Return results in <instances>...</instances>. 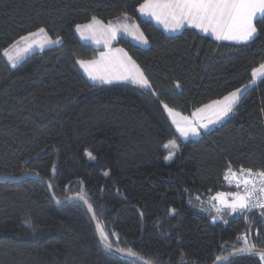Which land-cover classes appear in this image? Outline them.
Here are the masks:
<instances>
[{"label": "trees", "instance_id": "trees-1", "mask_svg": "<svg viewBox=\"0 0 264 264\" xmlns=\"http://www.w3.org/2000/svg\"><path fill=\"white\" fill-rule=\"evenodd\" d=\"M142 3L0 0V176L32 173L49 181L57 199L83 195L113 248H131L152 264H215L243 247L244 236L264 249L261 209L218 215L211 199L243 193L225 179L229 165L264 169V77L197 138L184 140L163 107L191 115L248 85L264 63V16L252 40L219 42L194 28L166 35L138 14ZM125 15L149 45L120 36L114 46L128 52L152 90L131 82L93 86L78 66L101 50L82 41L76 25ZM41 27L61 41L12 67L3 50ZM0 264L140 263L104 250L84 204L54 203L30 176L0 179ZM221 264L264 261L237 255Z\"/></svg>", "mask_w": 264, "mask_h": 264}, {"label": "snow or ice", "instance_id": "snow-or-ice-1", "mask_svg": "<svg viewBox=\"0 0 264 264\" xmlns=\"http://www.w3.org/2000/svg\"><path fill=\"white\" fill-rule=\"evenodd\" d=\"M139 12L151 16L158 23L163 24L167 30L175 31L185 24H189L205 33L210 32L217 40L248 42L258 34L254 20L257 16H264V0H144V3L139 5ZM125 20H127L126 15ZM120 27L124 31L129 29L127 23ZM76 30L80 32L81 36L90 33L97 43H100L99 37H102L105 47L109 48V51L101 52L99 58L77 61L91 81L111 83L113 80H128L143 88H151L147 77L123 49H116L115 52L110 49V42L116 38L119 27L113 26L111 22L105 27L100 20L92 17L90 23L76 25ZM140 35L143 36L142 33ZM38 37L40 39H37ZM21 42L25 46L23 48L17 47ZM59 42V37L52 40L45 29L41 27L35 32L21 36L19 40L10 46L11 49L16 50L15 55L12 54L9 48L3 50V55L7 57L13 67H16L21 51L27 52L34 47L43 49L45 44H57ZM142 42L147 43L148 41L142 39ZM116 53L120 55H116ZM259 76H264V63L253 69L252 80L249 81V85L254 83ZM249 85H245V89ZM245 89L237 88L222 99L214 100L202 108H197L192 113L191 119L181 115L167 104H163V107L171 117V122L181 137H187L190 134L198 135L200 128H207L209 123H215L232 112L240 99L242 91ZM208 111H211L213 116H206L205 113ZM205 120L207 123L203 122ZM170 144L173 149L177 147L174 141H171ZM165 147H168V145H165ZM88 155L90 159H95L91 153H88ZM174 155L175 151H172L165 159L171 161ZM104 175L107 176L108 173L105 172ZM229 176L233 178L237 189L243 187V193L240 191L232 193L219 192L211 197L220 205V207H216L217 214L219 215L224 209L233 213H244L259 208L262 210L261 219H264V169L253 171L242 167L238 171H234L229 165L226 169L225 179H228ZM77 195L88 205V210L93 211L92 205L88 203L87 199L79 193ZM93 217L95 218L94 211ZM97 227L101 243L105 248L112 249L113 241L109 238V234L99 224ZM112 235L116 234L112 233ZM238 239L243 241V247L235 248V251L229 253L226 257L217 256L215 259L224 262L237 255H250L258 256L260 261H264V249L258 248L247 236L238 237ZM116 251L130 256L137 255L131 248L117 247Z\"/></svg>", "mask_w": 264, "mask_h": 264}, {"label": "crops", "instance_id": "crops-1", "mask_svg": "<svg viewBox=\"0 0 264 264\" xmlns=\"http://www.w3.org/2000/svg\"><path fill=\"white\" fill-rule=\"evenodd\" d=\"M137 11H138V14L142 17V18H146V19H149V20H151L156 26H158L159 28H161L164 32H165V34L166 35H169V36H173V35H177V34H179V33H181L185 28H194V29H196L198 32H200L201 34H204V35H207V36H211L212 38H214V39H216L215 38V36L214 35H212L210 32H208V33H205V32H203V31H201L200 29H197V28H195V27H193V26H191V25H189V24H185L183 27H181V28H179V29H177V30H175V31H171V30H167V29H165V27H164V25L163 24H161V23H158L154 18H152L151 16H148V15H144V14H141L140 12H139V7H138V9H137ZM258 17H260V16H257V18ZM256 18V19H257ZM255 19V20H256ZM255 20H254V23H255ZM119 23H128L129 25H132V26H134V19H132L131 17H129V16H127V20H125V16L124 17H121L120 19H119ZM116 23H118V21L116 22V20H114V22H112V24L113 25H115ZM102 24L103 25H108V24H105V23H103L102 22ZM138 25V24H137ZM106 27V26H105ZM137 27V26H136ZM135 27V32L137 33V36H138V38H139V40L140 41H138V44L140 45V46H142V47H148V42L147 43H143L142 42V39H146V37L145 36H142L141 37V33H142V31H141V29H140V27L139 28H136ZM77 31V30H76ZM77 34H78V36L81 38V40L82 41H84V42H87V43H90V44H92V45H94L95 47H98V49H100L101 51H100V53L101 52H106V51H109V48H106L105 47V45L103 44V45H101V44H99V43H97V42H95V41H93L94 39H88V37H84V36H81V34H80V32H78L77 31ZM144 35V34H143ZM120 36H127V35H119V33L117 32V34H116V38L115 39H113V40H111V42H110V49L113 51V52H115V50L116 49H123L122 47H118V46H114V44H115V42L117 41V38L118 37H120ZM147 40V39H146ZM217 40V39H216ZM219 42H222V41H224V42H230V43H246V42H237V41H231V40H218ZM124 50V52L125 53H127V55L129 56V57H131L129 54H128V52L125 50V49H123ZM100 53L98 54V56L96 57V58H99V55H100ZM116 55H120L119 53H116ZM131 59L134 61V59L131 57ZM136 63V62H135ZM137 64V63H136ZM138 65V64H137ZM78 66L80 67V69L82 70V72L86 75V77L88 78V80L92 83V84H111V83H118V82H130V81H128V80H113L111 83H101V82H99V81H96V82H93V81H91L90 79H89V77H88V75H87V73L83 70V68H81V66L78 64ZM139 66V65H138ZM139 68H140V66H139ZM140 70L143 72V70L140 68ZM144 73V72H143ZM145 75V74H144ZM146 76V75H145ZM148 79V78H147ZM261 79V78H260ZM149 81V80H148ZM150 83V82H149ZM134 84V83H133ZM135 85H138V84H135ZM151 85V84H150ZM138 86H140V85H138ZM249 88V87H248ZM247 88V89H248ZM146 89V88H145ZM241 89H245V86L243 87V88H241ZM149 90H152V87L149 89ZM245 91V90H244ZM244 91H242V94H241V96H240V98L242 97V95H243V92ZM240 100V99H239ZM239 100H238V102H239ZM237 102V103H238ZM202 108V107H201ZM166 111V110H165ZM176 111V110H175ZM196 110H194V111H192V113L193 112H195ZM178 112V111H177ZM180 113V112H179ZM192 113H191V115H183V114H181V115H183V116H187V117H189L190 119L192 118ZM166 114L168 115V113H167V111H166ZM205 115L206 116H213V113L211 112V111H208V112H206L205 113ZM168 117H169V115H168ZM226 117V116H225ZM224 117V118H225ZM223 118V119H224ZM169 119L171 120V117H169ZM223 119H221V120H218V121H216L215 123H209L208 124V127L207 128H200L199 129V134L198 135H189V136H187V137H182L184 140H187V139H189V138H197V137H199V136H201L202 135V133L204 132V131H206V130H208V129H210V128H212V127H214L215 125H217L219 122H221ZM204 123H207V121L205 120V121H203ZM174 126V125H173ZM175 127V126H174ZM176 129V128H175ZM180 135V134H179Z\"/></svg>", "mask_w": 264, "mask_h": 264}, {"label": "rangeland", "instance_id": "rangeland-1", "mask_svg": "<svg viewBox=\"0 0 264 264\" xmlns=\"http://www.w3.org/2000/svg\"><path fill=\"white\" fill-rule=\"evenodd\" d=\"M119 19L120 18H118L117 20H116V22L118 21V23H116L115 25H113V26H116V27H119V30L117 31L118 33H119V35H127L126 37H128L129 39H131L135 44H138V41H140L139 40V38H138V36H137V33L135 32V27H133L132 25H129L128 23V25H129V29H128V31H124V29L122 28V27H120L121 25H123L124 23H119L120 21H119ZM104 23V22H103ZM105 24H109V23H105ZM104 26H107V25H104ZM134 26H137L136 28H139V26L137 25V23L134 21ZM46 31V30H45ZM47 33V32H46ZM143 34V33H142ZM47 35L49 36V34L47 33ZM144 36V35H143ZM50 37V36H49ZM84 37H88V39L90 38V39H94V38H92V36H91V34L90 33H85V35H84ZM52 40H55V39H53L52 37H50ZM100 38V43L99 44H101V45H103L104 44V42H103V38L102 37H99ZM37 39H40L39 37L37 38ZM118 39H119V37L117 38V41H118ZM61 41V40H60ZM93 41H95L96 42V39H94ZM116 41V42H117ZM115 42V43H116ZM53 45H55V44H45L44 45V47H43V49H41V48H39V47H34L33 49H31L30 51H27V52H23V51H21L20 52V58H19V61H18V63H17V65H19L24 59H26L28 56H30V55H32L33 53H35V52H39V51H42V50H44L45 48H48V47H51V46H53ZM115 45V44H114ZM139 45V44H138ZM25 45H24V43L23 42H21L20 43V45H18L17 47H19V48H23ZM94 46V45H93ZM95 47V46H94ZM95 48H98V47H95ZM9 49H10V51L12 52V54L13 55H15L16 54V50L15 49H11L10 47H9ZM5 57V56H4ZM5 59L7 60V62L12 66V64L8 61V59H7V57H5ZM13 67V66H12ZM262 77H264V76H259L256 80H255V82L254 83H252L251 85H249L248 87H250V86H252L253 84H255L258 80H260V78H262ZM247 87V88H248ZM247 88L245 89V91L243 92V94L247 91ZM243 96V95H242ZM241 99V98H240ZM214 201V200H213ZM212 206H213V208H212V211H213V213H216L217 214V211H216V207H220V205L218 204V202L217 201H214L213 203H212ZM255 209V208H254ZM227 209H224V210H222L221 211V213H224L225 211H226ZM220 213V214H221ZM217 219H219V217L217 218ZM214 221H216V220H214Z\"/></svg>", "mask_w": 264, "mask_h": 264}, {"label": "water", "instance_id": "water-1", "mask_svg": "<svg viewBox=\"0 0 264 264\" xmlns=\"http://www.w3.org/2000/svg\"><path fill=\"white\" fill-rule=\"evenodd\" d=\"M30 176L36 177V178L40 179L42 182H44V184L47 186V188H48V190H49V192H50V194L52 196V199H53L54 203H56V204H64V203H66L68 201H71V200H79V201H81L84 204V206H85V208H86L91 220L93 221V223L95 225L99 242H100V244H101V246L103 247L104 250H106L108 252H112L116 256H126L130 260H133V261L138 262L140 264H152L151 262H149L148 260L142 258L141 256H138V255L130 256V255L126 254V253H120V252L116 251V248H112V249L105 248V246L100 241L99 230H98V227H97L98 222H97L96 216H95V218L93 217V211H89L88 210V205L84 203V200L80 199V196H78V195L77 196H72V197H70L68 199H57L52 194V189H51V185H50L49 181H47L46 179L40 177L39 175L32 174V173L25 174V175L20 176L18 178H8V177L0 176V179L1 180H6V181H11V182H18V181H22V180H24V179H26V178H28ZM228 255L229 254L225 255V257L228 256ZM221 263H222L221 261H217L215 264H221Z\"/></svg>", "mask_w": 264, "mask_h": 264}, {"label": "built area", "instance_id": "built-area-1", "mask_svg": "<svg viewBox=\"0 0 264 264\" xmlns=\"http://www.w3.org/2000/svg\"><path fill=\"white\" fill-rule=\"evenodd\" d=\"M229 183H230L231 186H235L234 181H230Z\"/></svg>", "mask_w": 264, "mask_h": 264}]
</instances>
